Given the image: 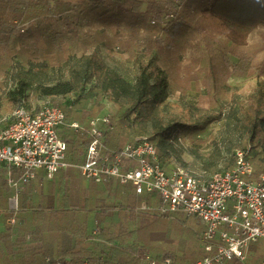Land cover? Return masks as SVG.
<instances>
[{
	"label": "trees",
	"instance_id": "trees-1",
	"mask_svg": "<svg viewBox=\"0 0 264 264\" xmlns=\"http://www.w3.org/2000/svg\"><path fill=\"white\" fill-rule=\"evenodd\" d=\"M178 2L180 0H0V75L15 57L21 59L26 54L43 57L53 64L81 55L97 41L99 24L117 30L122 27L127 33L115 36L116 40L131 47L149 45L163 59L170 60L179 45V40L176 41L179 32L184 35L204 33L201 51L207 59L205 68L211 69L209 85L219 79L226 81L231 75H246L258 53L264 54V0ZM25 23H29V28L22 32ZM159 30L167 31L169 40L155 37ZM256 30H260V41L250 46L248 40ZM221 38L235 45L230 53L237 58L236 63H231L228 53L231 48L224 45ZM93 78L91 62L86 59L75 70L79 84L75 100L67 104L53 103L65 112L66 122L58 133L67 142L66 161L72 164L85 160L90 141L88 122L104 108L103 99L91 88L86 91ZM257 80L258 93L248 118L247 143L251 146L264 141V55ZM74 89L65 82L49 87L45 93L65 96ZM32 94L27 81L19 75V86L10 92V98L17 105L22 103L29 107ZM162 94L163 89L157 82L152 84L146 76L142 77L138 97L124 116L129 118L134 112H147L154 103L160 102ZM74 121L79 122V128L71 127ZM207 124L206 120L184 126L205 129ZM172 128L162 129L156 135L168 136ZM115 130L116 126L107 130L106 144L117 150L122 143L115 138ZM158 151L159 160L165 165L162 149ZM6 174L7 168L1 167L0 264H140L144 251H150L159 263L170 257L174 264H196L204 256L200 236L203 225L198 219L199 229L193 234L200 243L197 249L163 253L154 244L155 234L174 232L178 228L181 231L183 220L190 218L180 213L165 216L141 209L140 199L146 198L150 204L158 203L155 194L145 193L134 201H125V205L111 204L105 196L106 190H112L110 185L87 195L86 189L81 187L79 170L71 167L57 172L48 182V192L39 194L40 197H33L40 179L25 185L19 209L12 211L8 198L13 189L7 183ZM51 196H55L56 201H49ZM9 218L15 221L9 223ZM258 242L253 246L255 250L260 245ZM263 260L264 252L256 251L245 261L232 259L226 264H262Z\"/></svg>",
	"mask_w": 264,
	"mask_h": 264
},
{
	"label": "rangeland",
	"instance_id": "rangeland-1",
	"mask_svg": "<svg viewBox=\"0 0 264 264\" xmlns=\"http://www.w3.org/2000/svg\"><path fill=\"white\" fill-rule=\"evenodd\" d=\"M28 28L29 23H25L22 32ZM98 28L100 32L97 41L81 52L82 57L79 55L65 58L56 64L29 54L21 59L15 57L10 67L0 75V124L9 121L10 114L17 105L10 98V92L19 86V75L23 76L33 91L29 108L38 107L47 100L67 104L69 100H75L79 89L75 70L87 59L91 62L94 78L86 91L91 88L94 94L103 99L102 113H110L113 117L116 138L122 145L133 137H152L158 150L162 149V158L168 169L177 163L206 176L218 170L232 168L237 152L251 149L248 151V158L253 162L255 172L264 173V141L255 146L247 143L248 118L253 112L252 102L258 93L257 71L264 55L262 52L258 53L253 67L246 75H231L226 81L219 79L209 85L211 69L205 68L207 59L201 51L204 33L184 35L182 31L179 32L176 40H179V45L170 55L173 57L170 60L163 59L149 45L131 47L122 44L120 39L116 40L115 36L127 33L122 27L117 30L116 27L99 24ZM155 37L169 40L170 36L167 31L159 30ZM221 39L224 45L231 48L230 51L227 50L231 63H236L237 58L230 53L235 45ZM259 41L260 30H256L248 44L255 46ZM145 76L150 83L157 82L162 87L163 98L154 103L147 112H134L127 118L124 116L125 112L137 99L140 80ZM65 82L75 87L71 93L65 96L45 93L49 87ZM206 120L208 124L205 129L184 126ZM170 126L173 128L168 136L156 135V132ZM85 183L87 182H81V185L85 186ZM91 185L87 188V194L100 186L95 182ZM106 201L115 204L120 198L111 194ZM183 221L181 231L178 228L174 232L154 235V244L163 253L170 250L181 253L192 248L197 249L200 245L193 237L199 229L197 218L190 217ZM202 231L203 229L200 236ZM260 243L264 246L263 240ZM263 250L261 245L258 252L262 253Z\"/></svg>",
	"mask_w": 264,
	"mask_h": 264
},
{
	"label": "built area",
	"instance_id": "built-area-1",
	"mask_svg": "<svg viewBox=\"0 0 264 264\" xmlns=\"http://www.w3.org/2000/svg\"><path fill=\"white\" fill-rule=\"evenodd\" d=\"M65 122L63 109L47 100L34 108L16 105L9 121L0 124V168H7L6 180L13 189L10 210L19 209L21 191L39 171L52 179L73 165L66 161L67 142L58 133ZM70 125L80 127L78 121ZM113 128L110 113L91 117L85 160L75 166L89 181L130 184L139 196L155 194L157 204L143 200L140 205L152 214L180 213L199 219L205 253L196 264L245 261L252 244L264 241V173L255 172L248 151L237 152L232 168L206 176L177 163L168 169L160 162L158 147L149 136L133 137L117 150L109 148L106 133ZM14 221L8 219L9 223ZM140 264L174 261L167 257L159 263L150 251H144Z\"/></svg>",
	"mask_w": 264,
	"mask_h": 264
},
{
	"label": "crops",
	"instance_id": "crops-1",
	"mask_svg": "<svg viewBox=\"0 0 264 264\" xmlns=\"http://www.w3.org/2000/svg\"><path fill=\"white\" fill-rule=\"evenodd\" d=\"M116 138V137H115ZM119 140V139H118ZM120 142V141H119ZM82 163V162H81ZM78 164H80V163H78ZM71 167H74V168H77L78 170H79V168L78 167H76L75 166V164H73L72 166H69L68 168H66V169H63V170H60V171H66V170H68V169H70ZM79 173H80V176H81V182H87V183H85L86 185L85 186H83V185H81V187L83 186L85 189H86V194H87V188H90L92 185H91V183L92 182H94V181H89V180H87L83 175H82V173H81V171L79 170ZM6 176V175H5ZM83 178V179H82ZM38 179H40V181L38 182V183H40V185L39 186H36L35 188H34V194H33V197H35V196H37V195H39V194H42V193H47L48 192V190H49V186H48V182H51L52 181V179H50V178H48L47 176H46V174H45V172L44 171H39L38 172V174H37V177L35 178V179H33V180H31L29 183H31L32 181H34V182H37V180ZM83 180V181H82ZM44 182V183H43ZM43 183V184H42ZM95 183H97V182H95ZM98 184H100V186L98 187V188H103L105 185H110L111 187H112V190H106L105 191V196H106V200H107V197L109 196V195H111V194H114L115 196H118L119 198H120V201H116V203L115 204H117L118 202H120V203H124L125 201H134L136 198H138V197H141V196H139V195H137L136 194V192H135V190H134V188H133V186L132 185H124V184H120V185H115V184H113V183H98ZM124 186V187H123ZM122 187V188H121ZM97 189V188H96ZM96 189H94V190H96ZM89 190V189H88ZM23 191H24V188H23V190L21 191V193H20V195H19V201H20V197H21V195H22V193H23ZM92 192V191H91ZM91 192H89L87 195H89V194H91ZM11 196V195H10ZM42 196V195H41ZM39 197H40V195H39ZM143 200H146V201H148L146 198H143V199H140V205H141V202L143 201ZM49 201H56V199H55V196H51L50 198H49ZM108 202V201H107ZM149 202V201H148ZM109 203H111V202H109ZM126 203V202H125ZM125 203H124V205H125ZM112 204V203H111ZM127 204V203H126ZM50 206H53V204H51ZM8 207H9V198H8ZM2 211V208L0 207V212ZM202 229H203V227H202ZM201 229V230H202ZM258 243H260V240H259V242ZM255 244V243H254ZM254 244H252V246H251V248H250V251H249V254H248V258H249V256L250 255H252V254H254V253H256V251H258V248L262 245V247H264L263 246V243H260V245H258L257 247H256V250H255V248L253 247L254 246ZM264 251V250H263ZM247 258V259H248ZM263 262H264V260L262 261V264H263Z\"/></svg>",
	"mask_w": 264,
	"mask_h": 264
}]
</instances>
